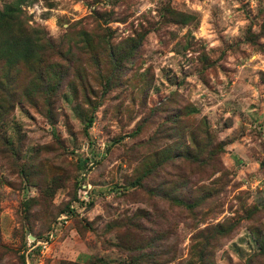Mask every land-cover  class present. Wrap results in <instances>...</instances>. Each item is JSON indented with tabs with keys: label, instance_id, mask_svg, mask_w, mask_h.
Segmentation results:
<instances>
[{
	"label": "rangeland",
	"instance_id": "1",
	"mask_svg": "<svg viewBox=\"0 0 264 264\" xmlns=\"http://www.w3.org/2000/svg\"><path fill=\"white\" fill-rule=\"evenodd\" d=\"M7 1L12 0H0V8ZM21 7L28 25L42 27L55 44L77 38L82 30L112 43L135 30L146 34L117 86L104 91L97 66L87 68L93 104L76 99L65 86L56 99L55 123L50 124L27 103H15L1 129L10 142L17 127L25 134L20 163L38 144L54 142L56 135L65 149L52 145L55 148L37 154L34 183L18 171L10 155L0 154V264L16 263L20 253L26 264L128 262L125 251L109 244L122 230L108 229V223L137 207L151 209L156 200L147 189L128 183L127 177L155 146L138 144L174 105L169 101L152 114L173 90L197 106L195 116L206 118L224 150L219 155L222 172L206 176L201 174L204 169L189 176L193 184L216 190L194 216L168 200H158L177 235L176 256L167 264H186L192 231L229 217L240 223L215 250L216 264H245L258 249L249 227H264V34L259 45L244 35L248 24L259 30L264 0H25ZM168 7L192 13L193 22H174ZM199 45L208 58L198 53ZM146 72L152 86L143 97ZM144 116L148 120L134 133ZM158 143L163 144V138ZM179 167L194 169L186 162L170 161L160 173L174 175ZM54 173L60 175L61 185L42 193L40 183L49 182ZM159 179L155 174L147 183ZM74 191L69 208L60 211ZM40 193L41 202L24 214L22 200ZM251 205L258 208L246 216Z\"/></svg>",
	"mask_w": 264,
	"mask_h": 264
},
{
	"label": "trees",
	"instance_id": "2",
	"mask_svg": "<svg viewBox=\"0 0 264 264\" xmlns=\"http://www.w3.org/2000/svg\"><path fill=\"white\" fill-rule=\"evenodd\" d=\"M24 2L25 0L7 1L0 8V154L5 157L10 155L18 171L34 183L36 181L33 179V172L37 154L42 149L54 147L52 145H57L59 151L64 150V143L62 137L56 135L54 142L38 144L26 161L20 163L18 157L22 151L25 134L17 127L10 142L1 129L13 112L15 103H27L44 115L50 124L55 123L56 99L65 86L76 99L93 104L87 68L97 66V76L104 91L117 86L123 72L133 63L146 30H135L133 35L114 43L107 41L104 36H96L82 30L77 38L55 44L42 27L28 25L25 11L21 7ZM168 8L174 15V22H193L192 13ZM263 34L264 19L256 32L248 24L244 38L259 45L258 39ZM197 51L203 56L206 54L203 45H199ZM209 63L212 62L208 61L207 64ZM203 72L201 69L200 75H203ZM146 73L143 75V97L152 86V80ZM261 79L264 81V72ZM175 95L180 97V101ZM183 100L184 96L173 90L158 106L153 107L152 114L155 116L169 101L174 103L161 119H157L156 127L148 138L138 144L142 146L144 143L146 145L155 142V146L150 147L149 152L140 157V161L127 177L128 183L147 189L150 197L156 199L154 203H150L152 208L137 207L131 214L113 218L108 223V229L122 230L118 240L109 244L127 253L129 260L126 264H167L172 261L177 251L176 229L173 221L158 206V200H168L194 216L196 208L214 195V188L203 183L193 184L189 178L190 174L205 169L201 174L205 172L206 176H211L217 171H223L219 156L224 150L223 144L217 141V135L212 132L206 118L195 116L199 112L197 106L189 100ZM148 117L144 116L142 121L137 123L134 133L139 132ZM91 122L90 115L88 123ZM162 138L164 143H158ZM170 161L177 164L186 162V165H193L194 169L187 167L186 172L179 167V172L174 175L161 174L165 162ZM155 174L159 175V181L148 184L147 178ZM60 179V175L54 173L49 182L45 180L40 183V190L42 193H50L56 186L61 185ZM41 197L40 193L23 199L24 214L29 213L33 204L40 203ZM75 197L74 191L60 211L68 209ZM257 208V205H251L245 212L246 216H250ZM239 223V218L229 217L197 227L190 234L186 264H216L215 250L223 240L233 235ZM249 229L258 249L247 257L245 264H264V227L257 223ZM18 258V261L12 264H26L23 253H20Z\"/></svg>",
	"mask_w": 264,
	"mask_h": 264
}]
</instances>
